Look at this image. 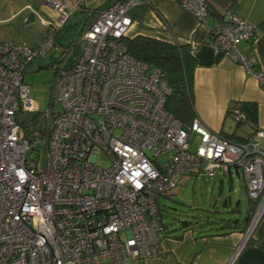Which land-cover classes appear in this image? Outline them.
I'll list each match as a JSON object with an SVG mask.
<instances>
[{
  "label": "built area",
  "instance_id": "1",
  "mask_svg": "<svg viewBox=\"0 0 264 264\" xmlns=\"http://www.w3.org/2000/svg\"><path fill=\"white\" fill-rule=\"evenodd\" d=\"M144 2L111 3L85 29L79 48L65 52L43 116L44 146L23 138L20 117L41 113L25 72L36 57L64 52L56 41L60 31L98 0H47L56 16L46 22L38 46L0 43V264H143L162 258L158 200L197 178L226 177L234 169L242 172L249 197L261 200L250 227L260 220L264 130L249 143H235L198 117L187 126L167 111L172 90L165 74L130 55L123 42L133 26L130 11ZM180 4L200 24L208 22L207 0ZM254 29L231 13L209 45L234 56L264 88V70L237 50ZM194 134L199 144L192 149ZM163 154H171L164 164Z\"/></svg>",
  "mask_w": 264,
  "mask_h": 264
},
{
  "label": "crops",
  "instance_id": "2",
  "mask_svg": "<svg viewBox=\"0 0 264 264\" xmlns=\"http://www.w3.org/2000/svg\"><path fill=\"white\" fill-rule=\"evenodd\" d=\"M146 1L129 13L133 26L128 38L144 36L197 47L191 50L197 62L194 82L196 116L214 132L226 135V130L230 129V133L235 130L229 125V121H233L228 116L231 105L256 103L258 128L264 130V88L234 56L218 53L209 45L211 30L231 13L259 27L264 21V0H207L211 16L206 24H200L181 6L180 0ZM51 12L47 0H0V43L24 42L14 41L18 36L14 27L19 22L25 26L37 20L44 33L31 46H38L46 37V22L54 20L50 17ZM26 17H30V22L24 23ZM237 50L252 56L264 70V32L258 29L254 44L240 41ZM261 147L264 149V142ZM234 171L243 177L236 169L226 177L232 180ZM203 178H197L195 182ZM241 213L240 210L237 214ZM249 233L250 229L243 231L239 225L237 229H217L206 235H198L193 230L183 231L180 235L169 234L162 240L166 255L148 259L143 264H264V212Z\"/></svg>",
  "mask_w": 264,
  "mask_h": 264
},
{
  "label": "rangeland",
  "instance_id": "3",
  "mask_svg": "<svg viewBox=\"0 0 264 264\" xmlns=\"http://www.w3.org/2000/svg\"><path fill=\"white\" fill-rule=\"evenodd\" d=\"M51 19L55 20L56 13H50ZM87 13H78L70 18L67 25L59 34L60 45L64 48H70V44H76L79 35L85 28L88 20ZM14 30L17 35L14 41H24L32 45L43 35L44 28L36 20L28 25H16ZM61 52L54 50L46 56L36 57L25 72V82L29 85L33 94V100L38 104L41 117L50 110L51 90L55 80V70L60 61ZM73 58L69 59L67 68L72 64ZM59 111L58 106L54 107ZM231 127H235L234 121H229ZM230 133V129L226 130ZM199 144V137L192 136V149ZM171 154H163L160 158L162 164L166 163ZM100 165L105 166L107 162L100 160ZM244 177L238 176L233 172L232 180L224 175L215 178L205 177L203 179L191 181L187 185L177 190L171 197H162L163 203V224L168 226V233L171 235H180L183 232L184 222H188L196 234H211L220 227L217 224L218 219L236 217L243 219L248 209L249 197L245 189ZM236 208L241 210V214H236ZM216 222V223H215ZM250 228V227H249Z\"/></svg>",
  "mask_w": 264,
  "mask_h": 264
},
{
  "label": "trees",
  "instance_id": "4",
  "mask_svg": "<svg viewBox=\"0 0 264 264\" xmlns=\"http://www.w3.org/2000/svg\"><path fill=\"white\" fill-rule=\"evenodd\" d=\"M110 1L111 0H100L101 4L98 2L99 5L97 4L87 7L81 12L82 14L87 13L89 17L85 23V28L79 35V40L85 29L95 21L98 12L111 4L109 3ZM224 21L225 19L222 18L219 23L211 30L210 34H212L216 27L219 24H222ZM254 27V35L252 39L248 41L250 44H254L258 29L264 32V21L259 27ZM56 41L58 45L61 46L59 42V35L56 38ZM78 41L76 44L71 43L69 46L70 48H64L61 46L64 52H61L60 61L57 63L55 72H57V68L60 62L63 60L65 52L72 48H79ZM123 42L126 45L130 55H132L134 58L148 64L151 67H156L163 71L166 81L172 90V94L167 98L166 101L167 111L187 126H191L193 120L197 117L194 107V82L197 62L191 51L193 49L192 45L177 43L170 44L144 36L124 38ZM79 50L80 49H78V51ZM255 67L260 68L258 64H256ZM236 112H240L243 117L239 120H236L234 116ZM40 114L41 113L22 115L20 117V125L23 130V138L27 139L30 143H35L40 140L39 145L44 146V141L47 135V123ZM228 116L235 122V130L234 133H226V135H222L223 137L235 143H249L256 138L260 131L258 128V105L256 103L238 102L232 104L230 110L228 111ZM245 189L247 192L246 185ZM247 196L249 197L248 192ZM158 201L160 214L163 219L162 214L164 211V205L160 202V200ZM260 203V199L253 200L249 197V206L246 210L245 217L243 219L238 217L235 219H218L217 224H219L220 227L217 229L227 231L237 229L239 225H241L243 231H247L251 226L254 217L256 216ZM234 213H240V210L236 208ZM182 228L184 229V232L195 229L194 227L190 226L188 222H184ZM167 229L168 226L164 224V232L160 234L162 240L164 239V236L169 235Z\"/></svg>",
  "mask_w": 264,
  "mask_h": 264
},
{
  "label": "water",
  "instance_id": "5",
  "mask_svg": "<svg viewBox=\"0 0 264 264\" xmlns=\"http://www.w3.org/2000/svg\"><path fill=\"white\" fill-rule=\"evenodd\" d=\"M252 228H253V226L249 228V229H250V233H251V229H252ZM250 233H249V234H250ZM248 237H249V235H248ZM247 239H248V238H247Z\"/></svg>",
  "mask_w": 264,
  "mask_h": 264
}]
</instances>
